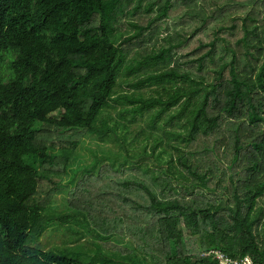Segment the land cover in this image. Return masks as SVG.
Segmentation results:
<instances>
[{
    "label": "trees",
    "instance_id": "1",
    "mask_svg": "<svg viewBox=\"0 0 264 264\" xmlns=\"http://www.w3.org/2000/svg\"><path fill=\"white\" fill-rule=\"evenodd\" d=\"M117 106L150 113L159 172L88 174L70 207L152 264H264V0H0V264H87L29 241Z\"/></svg>",
    "mask_w": 264,
    "mask_h": 264
},
{
    "label": "rangeland",
    "instance_id": "2",
    "mask_svg": "<svg viewBox=\"0 0 264 264\" xmlns=\"http://www.w3.org/2000/svg\"><path fill=\"white\" fill-rule=\"evenodd\" d=\"M140 17L139 15L134 21L138 22ZM122 21L127 23L128 20L123 19ZM139 22L144 23V21ZM151 44L152 42L148 43V45ZM148 45L145 43L143 47H148ZM128 82L127 78L119 80L115 97L129 94L142 95L143 98L149 99L158 97L157 91L163 93L156 86L143 87L138 90L130 89ZM117 107V109L110 107L104 111L97 124L102 127L101 123L104 121L111 128L118 125L114 132L103 140L96 136L86 137L77 147L62 186L54 195V201L47 212L52 222L40 238L34 235L30 238L29 246L38 250L61 252L87 264H152L151 260L140 252L136 244L129 240V237L127 239L102 236L90 227L86 216L78 213L69 205L71 192L88 174L98 176L101 172L108 170L109 175L112 176L114 174L109 167L118 171L120 168L140 165H148L159 172L155 158L163 150V146L155 147L157 142L155 139L162 135L160 131L151 128L150 113L138 115L137 121H133L130 116L122 118L118 113L120 106ZM158 124H163V122ZM166 150L172 151L171 149ZM144 151H147V156L144 155ZM65 216H70L71 220L62 221Z\"/></svg>",
    "mask_w": 264,
    "mask_h": 264
},
{
    "label": "built area",
    "instance_id": "3",
    "mask_svg": "<svg viewBox=\"0 0 264 264\" xmlns=\"http://www.w3.org/2000/svg\"><path fill=\"white\" fill-rule=\"evenodd\" d=\"M205 256L212 255L218 261L219 264H254L253 259L249 256L242 259H232L225 253L214 250L209 253L204 254Z\"/></svg>",
    "mask_w": 264,
    "mask_h": 264
}]
</instances>
